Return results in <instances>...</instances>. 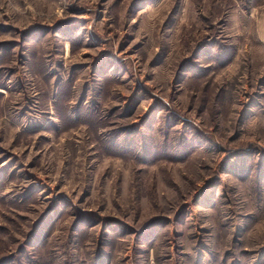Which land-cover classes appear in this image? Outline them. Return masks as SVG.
Returning <instances> with one entry per match:
<instances>
[{"label":"rangeland","instance_id":"1","mask_svg":"<svg viewBox=\"0 0 264 264\" xmlns=\"http://www.w3.org/2000/svg\"><path fill=\"white\" fill-rule=\"evenodd\" d=\"M0 264H264V0H0Z\"/></svg>","mask_w":264,"mask_h":264}]
</instances>
